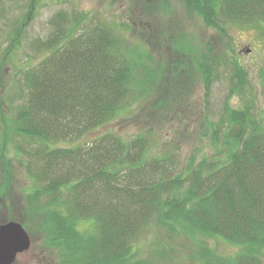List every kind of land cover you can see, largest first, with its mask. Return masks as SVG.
I'll return each instance as SVG.
<instances>
[{
	"label": "trees",
	"instance_id": "trees-1",
	"mask_svg": "<svg viewBox=\"0 0 264 264\" xmlns=\"http://www.w3.org/2000/svg\"><path fill=\"white\" fill-rule=\"evenodd\" d=\"M188 1L209 27H219L212 20L221 7L233 21L264 17V0ZM37 4L30 0L7 55L19 51ZM145 4L142 12L153 13ZM89 21L87 14L65 11L51 18L49 37L34 45L45 57L24 72V104L2 125L6 138H15L12 145L21 139L36 145L23 152L36 167L27 200L49 246L62 254V264H148L137 246L155 227L170 240L184 235L199 247L191 264H264V124L249 112L228 110L226 134L210 124L207 138L216 152L200 161L193 155L184 166L174 152L150 154L151 124L129 141L112 132L86 141L136 104L146 111L168 107L169 100L153 103L156 93L173 92L184 81L192 85L194 69L206 83L211 74L207 65L202 73L188 47L178 49V40L168 45L179 60L157 63L158 71L147 33L140 45L125 47L117 29ZM127 27L134 30V23ZM7 139L1 159L11 146ZM83 222L93 229L89 234L77 230ZM217 237L239 251L222 256L204 245Z\"/></svg>",
	"mask_w": 264,
	"mask_h": 264
},
{
	"label": "rangeland",
	"instance_id": "rangeland-1",
	"mask_svg": "<svg viewBox=\"0 0 264 264\" xmlns=\"http://www.w3.org/2000/svg\"><path fill=\"white\" fill-rule=\"evenodd\" d=\"M145 2L152 4L153 13L142 12V7L148 6ZM29 3L30 0H0V148L7 139L3 123L11 121L24 104V72L45 57V54H38L34 45L49 37L50 20L61 11L87 14L91 25L117 29L123 36L125 47L140 45L141 37L147 33L145 39L150 44L158 71L161 68L157 63H163L165 59L179 60L178 51L172 52L171 45H168L172 40H178V49L182 48L181 45L192 51L191 59L200 63L202 73L204 65L210 67L209 83L200 76L198 69H194L197 78L192 80V85L184 81L173 92L159 90L156 93L153 103L169 100L168 107L160 112L158 108L146 111L147 105L136 104L127 109L124 118L120 115L110 125L89 134L86 141H94L109 132L129 141L145 133L151 124L153 129L148 128L152 133L150 154L162 157V154L174 152L184 166L193 155L200 161L216 152L217 148L207 138L213 133L210 124L220 127L221 133L225 131L226 134L231 124L228 110L249 112L257 124H264V17L233 21L224 16L221 7L212 20L219 26L217 28L214 24L207 26L203 16L195 12L188 0H37L35 16L25 30L19 51L15 56L7 55L11 53L15 29L28 13ZM133 23L134 30H131L127 26ZM238 31L250 34L249 44H236L234 36ZM8 140L11 143L15 138L11 140L9 136ZM20 142L23 149L18 151L15 146ZM65 147L67 145H60V148ZM34 148V143L21 139L13 145L11 143L3 159L0 156V225L17 222L28 228L31 249L19 255L15 264H62V254L49 246L41 218L33 221L29 214L27 196L36 186L32 180L36 167L23 152ZM77 230L89 234L93 229L83 222ZM203 242L222 256H232L239 251L222 238L204 239ZM137 247L141 258L148 264H191L192 256L199 248L184 235L170 240L155 227L143 234ZM157 254L165 255V260ZM262 259L264 263V253Z\"/></svg>",
	"mask_w": 264,
	"mask_h": 264
},
{
	"label": "water",
	"instance_id": "water-1",
	"mask_svg": "<svg viewBox=\"0 0 264 264\" xmlns=\"http://www.w3.org/2000/svg\"><path fill=\"white\" fill-rule=\"evenodd\" d=\"M32 241L17 222L0 225V264H15L17 257L31 249Z\"/></svg>",
	"mask_w": 264,
	"mask_h": 264
},
{
	"label": "clouds",
	"instance_id": "clouds-1",
	"mask_svg": "<svg viewBox=\"0 0 264 264\" xmlns=\"http://www.w3.org/2000/svg\"><path fill=\"white\" fill-rule=\"evenodd\" d=\"M234 39L237 45L243 46L244 44H249L251 36L250 34L238 31L235 33Z\"/></svg>",
	"mask_w": 264,
	"mask_h": 264
}]
</instances>
